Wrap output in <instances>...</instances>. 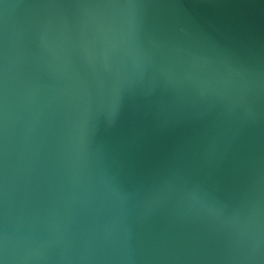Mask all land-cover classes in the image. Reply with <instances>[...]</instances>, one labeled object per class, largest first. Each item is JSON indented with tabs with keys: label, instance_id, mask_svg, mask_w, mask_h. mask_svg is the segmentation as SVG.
<instances>
[{
	"label": "water",
	"instance_id": "95a60500",
	"mask_svg": "<svg viewBox=\"0 0 264 264\" xmlns=\"http://www.w3.org/2000/svg\"><path fill=\"white\" fill-rule=\"evenodd\" d=\"M0 264H264V0H0Z\"/></svg>",
	"mask_w": 264,
	"mask_h": 264
}]
</instances>
